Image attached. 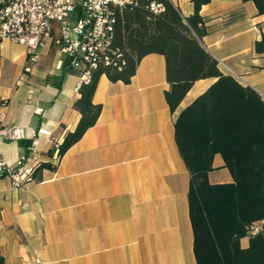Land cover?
Segmentation results:
<instances>
[{
  "label": "crops",
  "instance_id": "obj_1",
  "mask_svg": "<svg viewBox=\"0 0 264 264\" xmlns=\"http://www.w3.org/2000/svg\"><path fill=\"white\" fill-rule=\"evenodd\" d=\"M182 17L193 0H169ZM202 46L219 70L264 99V13L252 0H208L199 9ZM55 32H53V36ZM44 37L29 63L23 44L0 38V155L13 164L29 139L40 162L34 181L14 188L0 178V256L5 264H196L189 217V171L178 150L174 120L215 78L194 81L171 112L165 59L148 53L128 83L98 78L94 125L58 159L49 154L80 113L79 74ZM236 75L240 76L239 79ZM56 77L58 85L49 80ZM210 183L231 182L220 153ZM259 223V222H258ZM257 223V224H258ZM251 235L240 238L246 247Z\"/></svg>",
  "mask_w": 264,
  "mask_h": 264
},
{
  "label": "trees",
  "instance_id": "obj_2",
  "mask_svg": "<svg viewBox=\"0 0 264 264\" xmlns=\"http://www.w3.org/2000/svg\"><path fill=\"white\" fill-rule=\"evenodd\" d=\"M158 1L164 5L158 13L149 10L145 0L115 13L111 48L119 56H113L115 64L100 62L89 81L80 83L73 102L80 118L64 135L58 155L95 124L101 105L92 96L103 73L111 81L128 83L144 55L162 54L169 83L165 98L171 112L194 81L215 78L174 120L175 141L190 175L188 207L196 264H264V231L251 235L246 247L239 242L250 226L264 221V99L222 73L202 46L205 27L199 9L208 0H193L194 11L186 17L169 0ZM252 1L258 13H264V0ZM256 46L260 50L264 43ZM48 79L58 85L56 77ZM31 144L29 139L20 141L25 152ZM52 152L53 147L48 153ZM215 153L221 154L231 182H209L207 173ZM42 167L50 164L40 162L33 177ZM0 264H5L2 256Z\"/></svg>",
  "mask_w": 264,
  "mask_h": 264
},
{
  "label": "built area",
  "instance_id": "obj_3",
  "mask_svg": "<svg viewBox=\"0 0 264 264\" xmlns=\"http://www.w3.org/2000/svg\"><path fill=\"white\" fill-rule=\"evenodd\" d=\"M139 0H0V38L21 43L26 48L28 64L38 60V49L44 37H50L58 51L67 58V66L79 74L80 82H88L91 71L102 62L115 64L119 56L111 48L115 13ZM154 13L163 10L158 0H145ZM53 32L55 35L53 36ZM239 79L240 76L236 75ZM4 101H0V105ZM6 130L0 116V138ZM59 143L53 142V152L58 155ZM40 161L32 144L28 151L20 152L13 164L0 155V178H7L12 187L26 186L34 181L33 172ZM264 221L250 226L248 234L264 231Z\"/></svg>",
  "mask_w": 264,
  "mask_h": 264
}]
</instances>
